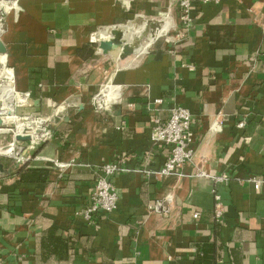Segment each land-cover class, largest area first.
Listing matches in <instances>:
<instances>
[{
  "label": "crops",
  "instance_id": "1",
  "mask_svg": "<svg viewBox=\"0 0 264 264\" xmlns=\"http://www.w3.org/2000/svg\"><path fill=\"white\" fill-rule=\"evenodd\" d=\"M190 3L188 28L178 0H19L4 14L14 90L40 101L20 114L77 99L22 163H3L0 264H264V185L248 181L264 177V0ZM135 15L167 22L163 41L124 60L99 53L93 33ZM107 81L101 92L119 103L98 111L92 97ZM174 106L191 113L193 159L181 175H159L169 148L152 142L153 118L165 121ZM105 163L118 166L109 177L117 207L87 220ZM167 194L169 211H151Z\"/></svg>",
  "mask_w": 264,
  "mask_h": 264
},
{
  "label": "built area",
  "instance_id": "2",
  "mask_svg": "<svg viewBox=\"0 0 264 264\" xmlns=\"http://www.w3.org/2000/svg\"><path fill=\"white\" fill-rule=\"evenodd\" d=\"M6 2H12L13 0H1ZM18 2V0H16ZM180 6V20L183 27L188 28L191 22L190 17V0H178ZM209 1V0H204ZM7 11L0 10V22L3 19V16ZM2 14V15H1ZM0 25H2L0 23ZM2 28V26H1ZM261 29L264 32V21L261 24ZM3 31V28H2ZM6 67L12 73L11 81L14 84V74L13 69L8 65L6 60ZM10 81V78L5 75H0V86L4 83ZM110 83L109 81L105 82L99 87L92 97L93 106L98 111H103L111 108L106 104L105 100L98 101L96 99V94L99 90L105 87L106 84ZM16 96H23V101L14 100L13 101V111L11 114H5L0 112V117L13 115L18 119H21L24 124L21 128L14 127L8 128L7 132L11 133V141L14 146L13 157L17 156V161L23 162L26 159V156L23 155L24 152L28 149H33L36 145L41 144L46 141L53 133L54 124L49 121L51 116H64L65 113L69 110V106H55L51 108L50 113L46 115H32V114H18L16 112L17 107L21 105L28 104L29 93H19L14 90ZM161 99H154V103H160ZM0 103L2 101L0 100ZM47 121H44V119ZM124 125L122 122L119 126ZM191 113L188 109L182 106H174L170 109L169 115L165 121L159 120L157 117L153 118V127L151 132V140L156 145H163L169 148V154L162 169L158 172L159 175H181L180 169L187 162L192 161L193 159V149L192 143L194 141V133L191 128ZM243 121L237 124V127H242ZM6 131V130H5ZM17 135H29L30 139L28 141L17 140L15 137ZM21 143V145H20ZM7 144V145H8ZM6 145V146H7ZM5 147V146H4ZM20 155V156H18ZM7 156V155H6ZM55 164H61L57 161H53ZM118 171V166L113 163H105L100 166L99 173L96 176L94 189L91 191L87 204L83 208L82 215L87 220H92L94 214L97 212L110 213L117 207V194L115 189L109 179L111 175ZM194 176L208 177L211 178L216 183H227L228 177L224 174L222 175H210L204 170L197 169L194 173ZM248 181L251 182L255 189H259L264 185V177L249 176ZM215 204H214V217L217 221L222 219L224 214V205L221 201L219 194L214 193ZM171 200V195L167 194L162 199L156 200L152 205H150V210L157 213H167L169 211V202ZM197 216V213L194 214Z\"/></svg>",
  "mask_w": 264,
  "mask_h": 264
},
{
  "label": "water",
  "instance_id": "3",
  "mask_svg": "<svg viewBox=\"0 0 264 264\" xmlns=\"http://www.w3.org/2000/svg\"><path fill=\"white\" fill-rule=\"evenodd\" d=\"M142 17H139L138 15H135L132 19H129L126 21V24L121 23L118 25H111L103 30L96 31L93 33L91 37V41L93 43H97V50L99 53L103 55H110L114 59H124L125 57L131 55V54H136V49L138 48L137 46L141 44V41L143 39H148L153 37V31L154 29L159 27V20H154V19H145L146 25L144 29H140L138 33V38L137 41L133 42L132 45L128 44L126 42V38L128 36V31L127 28L130 23L133 22H140V19ZM143 19V18H142ZM141 19V20H142ZM140 25V23H138ZM6 53V48L4 44L0 40V54H5ZM77 97L73 96L71 98H68L62 102H52V107H55L57 105L62 106L66 105L69 106ZM28 103H32L33 105H39L40 101L39 99H35L29 95ZM119 99L115 100L113 104H118ZM77 107L82 108L83 104L81 102H77ZM64 118L60 115L58 116H51L49 121L53 124H57L60 121H62ZM7 124L5 117H0V128L4 125ZM17 140H23V141H28L30 139L29 135H17L15 137ZM4 172L3 164L0 163V173Z\"/></svg>",
  "mask_w": 264,
  "mask_h": 264
},
{
  "label": "bare ground",
  "instance_id": "4",
  "mask_svg": "<svg viewBox=\"0 0 264 264\" xmlns=\"http://www.w3.org/2000/svg\"><path fill=\"white\" fill-rule=\"evenodd\" d=\"M18 3H19V0H18V2L16 0H13L10 3L6 2V1H0V10L9 12ZM159 21H160V23H162L161 19ZM142 25L145 26L146 24H142ZM128 31L132 32V28H129ZM164 31H165L164 34L162 33L163 30L162 31L160 30L157 35L153 36L150 44H152L157 38H159L161 36H165L168 31L167 30H164ZM2 32L3 31H2V28L0 25V37H1ZM137 38L138 37H136V41H137ZM0 75H2V76L5 75V76H8L10 78V81L4 82L0 86V100L2 101V103H0V112H3L5 114H11V112L13 111L14 84L11 81L12 73L9 70H7V67H6V56H5V54H0ZM107 86H108V84H106L105 87L101 88L100 92L103 91V89L107 88ZM115 95H116V93H114V92L109 93V92L104 91V92L96 94V99L98 101L103 99L106 101V104L108 106H110ZM118 99H119V97H118ZM4 117H5L7 124L13 123L14 125H16L19 128H21L22 125L24 124V122L21 119H18L13 115H8V116H4ZM44 121H47V119L45 118ZM5 130L6 129L0 128V132H4ZM5 149L0 151V154L5 155V157H6V155L12 156L14 154L13 143H10L9 146Z\"/></svg>",
  "mask_w": 264,
  "mask_h": 264
},
{
  "label": "rangeland",
  "instance_id": "5",
  "mask_svg": "<svg viewBox=\"0 0 264 264\" xmlns=\"http://www.w3.org/2000/svg\"><path fill=\"white\" fill-rule=\"evenodd\" d=\"M1 1V0H0ZM2 15V14H1ZM3 16V19L1 20V26H2V28L4 29V15H2ZM139 17H142L141 15H138ZM143 18V17H142ZM132 19V18H131ZM145 19V18H144ZM154 20H160V18H156V19H154ZM138 23H140V25H142V24H146V21L145 20H141L140 22H133V23H130L129 24V26L128 27H126L127 28V31H128V29L129 28H132V30H134V31H132V32H129L128 31V36H127V38H126V42L128 43V44H130V45H132V43L133 42H135L136 41V37H138L137 35H138V33H139V31H138V29L140 28V26H139V24ZM124 24H126V22H124ZM160 25H159V28H160V30L162 31V30H166L167 29V26H168V24H167V22H165V23H159ZM163 39H164V36H161V37H159V38H157L152 44H150V42L148 41V39L146 40V39H143L142 41H141V44L142 45H138L137 47V49L135 50L136 51V53L138 52V50H139V48H140V46H142L141 47V49L140 50H146V49H148V47H152L154 44H157V43H160V42H162L163 41ZM135 55H137V54H131V55H129V56H127V57H125L124 59H126V58H129V57H133V56H135ZM140 55V54H139ZM107 56H109V57H111L110 55H107ZM111 58H113V57H111ZM114 59V58H113ZM124 59H119V60H124ZM20 111H22L21 109H20V107H17V109H16V112L18 113V114H20ZM21 115V114H20ZM15 125L13 124V123H11V124H4L1 128H3V129H6V131H4V132H0V147H3V146H6L7 144H8V142H10L11 141V133L10 132H7V129L8 128H11V127H14ZM5 127V128H4ZM20 145H21V143H20ZM39 145V144H38ZM38 145H36L32 150H30L29 152L31 153ZM5 148H0V151H2V150H4ZM6 150V149H5ZM18 156H20V155H18ZM17 156L15 157H13V156H6L5 157V155H2V154H0V163H10V162H14V163H22L21 161H17Z\"/></svg>",
  "mask_w": 264,
  "mask_h": 264
},
{
  "label": "trees",
  "instance_id": "6",
  "mask_svg": "<svg viewBox=\"0 0 264 264\" xmlns=\"http://www.w3.org/2000/svg\"><path fill=\"white\" fill-rule=\"evenodd\" d=\"M52 231H54V228L52 229ZM50 237H54L55 241L59 242V243H53V244L62 245L61 248L65 249V245H64L63 239H61L60 237L55 236L53 232H52V234H50ZM50 249H51L52 252H55L54 247H50ZM59 250H60V248L58 249V251Z\"/></svg>",
  "mask_w": 264,
  "mask_h": 264
}]
</instances>
